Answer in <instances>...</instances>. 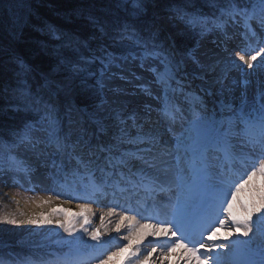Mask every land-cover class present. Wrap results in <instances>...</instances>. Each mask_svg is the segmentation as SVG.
<instances>
[{"label": "snow or ice", "instance_id": "snow-or-ice-1", "mask_svg": "<svg viewBox=\"0 0 264 264\" xmlns=\"http://www.w3.org/2000/svg\"><path fill=\"white\" fill-rule=\"evenodd\" d=\"M206 3L214 9L210 14L196 10L191 0H170L162 17L157 11L159 0H113V7L123 9V14L111 20L90 15L93 31L87 38L49 30L59 44H42L35 53L48 58L46 65L10 54L17 65L16 86L11 90L19 101L16 110L33 117L7 132L0 128V176L24 179L34 167L43 166L60 174L71 190L82 188L104 197L109 191L113 196L143 194L146 207L144 211L129 207L126 212L136 215H120L115 231L126 227L123 240L128 243L106 257L110 241L101 236L102 230L108 231L105 218L115 214L113 207L94 228L88 227L91 209L86 205H78L80 211L71 218L66 209L25 219L0 214V223L55 225L73 237L66 241L70 254L63 257L0 259V264H87L93 258H98L97 264H109L125 248L130 250L127 264H142L137 253L147 237L161 239L148 240L156 246L150 251L145 247L143 260L158 248L157 259L179 248L183 264H264V0ZM165 18L185 25L195 46L178 47L171 34L162 36ZM229 27L241 29L243 47L235 55L253 73L230 79L228 70L221 69L210 77L207 88L200 89L204 94L197 95L187 78L196 74L204 81L209 73H217L220 64L213 54L205 53L207 60L200 58V41L208 32H218L227 43L236 35L228 34ZM134 49L139 50L135 55ZM130 59H139L142 68L147 64L152 73L156 90L151 84L139 87L155 106L145 103L142 109L129 111L117 99H109V93L122 91L111 87L114 69L123 70ZM189 63L195 73L187 71ZM253 74L256 80L249 79ZM89 77L93 83L86 95L83 86ZM185 123L196 133L190 142L176 136L177 126ZM183 189L196 194L185 199L178 194ZM160 193L174 194L175 203L171 196L167 203H159ZM149 209L151 214L145 216ZM217 229L230 234L221 238L227 242L212 239ZM78 232L81 235H74ZM237 233L245 239H231ZM84 236L96 243L88 244Z\"/></svg>", "mask_w": 264, "mask_h": 264}, {"label": "trees", "instance_id": "trees-1", "mask_svg": "<svg viewBox=\"0 0 264 264\" xmlns=\"http://www.w3.org/2000/svg\"><path fill=\"white\" fill-rule=\"evenodd\" d=\"M169 3L170 0H159L158 8L166 13ZM191 3L196 10L204 13L214 11L206 0H191ZM123 11L113 7V0H0V51L5 53L0 55V128L7 132V129L18 128L24 120L33 117L30 112L16 110L19 101L13 97L11 90L16 86L17 65L12 63L11 53L19 54L28 63L46 65L48 58L35 53L42 44L49 47L59 44L58 39L48 35L49 30L55 32L58 29L65 34L87 38L93 31L88 19L90 15L111 20L123 14ZM56 35L59 36V32ZM173 39L178 47L195 46V39L185 25ZM132 51L134 55L139 52L138 49ZM85 56L87 57V53ZM92 83L93 80L89 77L83 86L86 95L90 93L88 85ZM80 99H77V103ZM4 228L8 231H2ZM15 231L17 230H11L8 224L0 223V242L6 244L0 248V259L13 262L28 256L34 259H53L64 253L61 248L55 249L57 245L21 249L15 245V238L20 234ZM3 233L6 235L2 236Z\"/></svg>", "mask_w": 264, "mask_h": 264}, {"label": "rangeland", "instance_id": "rangeland-1", "mask_svg": "<svg viewBox=\"0 0 264 264\" xmlns=\"http://www.w3.org/2000/svg\"><path fill=\"white\" fill-rule=\"evenodd\" d=\"M157 11L159 12V14L162 17H165L166 13H164L161 9L157 8ZM164 24L166 25V32L163 33V35H167V34H171L172 38H174V36L177 34V32L181 31L182 29H184V25L180 22V21H170L168 19H164ZM241 29L238 28H232L229 27L228 28V34L232 33L233 31H237V34L239 33ZM220 33L218 32H209L208 37L205 40H201L200 41V45H199V49L201 46H208L211 45L210 43L214 44L215 42H220L219 39ZM215 45V44H214ZM217 46V45H216ZM209 47V46H208ZM243 47V46H242ZM198 49V55L200 56V58L202 60H207L204 59L205 54L202 52V50ZM239 52V50L237 51ZM242 54V53H241ZM220 61L219 67L217 69V73H220L221 69H227L228 70V75L230 79H243L245 72L247 73H253L252 69L247 68V65H243L241 62H238L239 64L242 65L241 68H237L235 67V63H228L226 62L227 60L223 57H219L217 58ZM259 60V58H258ZM148 63H151L150 61ZM256 63V62H254ZM141 61L139 59L136 60H129L127 63V66L123 69V70H117L114 69V71L116 72V76L115 79H113L110 83H111V87L113 89H121L122 91L116 92V93H109V99H117L119 101V96H121L122 98H133V99H138L141 90L139 85L141 83L143 84H152L153 81V75L150 71L147 70V64L145 67H140ZM155 66V65H152ZM187 71L189 73H195V66L192 65L191 63H189L188 69ZM210 74V73H209ZM211 75H214L211 73ZM121 76H125V79L121 80L120 77ZM135 77H140V80H136ZM207 77H205L204 81H201L198 78V75L193 74L190 75V77H188L187 79H189L190 81L192 80H196L197 84L201 87L207 88L209 83H211V80L206 79ZM249 79L252 80H256V75L253 74V76L249 77ZM239 89H237V94H238ZM151 100V98H150ZM119 104H121L119 102ZM153 104V106H155V103H151ZM115 106V105H114ZM127 110L131 111L132 109H136L134 106L135 105H123ZM140 109H142L143 106H139ZM191 135L190 138L188 137V135ZM183 135L185 137L186 140H188L189 142L191 141V137L195 136V130H192L190 133L187 132V129L182 128V129H178L176 131V136H181ZM127 147V146H126ZM40 168V167H38ZM41 168L43 170H47L48 175L54 174L53 170H51L50 168H45L43 166H41ZM34 169V168H33ZM8 177H10L12 179L11 181V189L13 191V197L10 199L12 201V203H16L15 199L16 197L20 198L23 200V202H29V201H34L36 199H40L43 195H47V196H52V197H59L61 200H67V196L65 193H63V190L61 189V192L56 191L55 189L58 187H55L53 184V181L51 179H48V183L47 185H36V184H32V183H26L23 181V179H20L19 177H16L15 179L12 177V175H7ZM3 179L2 176H0V180ZM259 182V181H258ZM158 197V201L161 200L160 198H166V194L160 193ZM122 203V207H118L116 212H119L121 210H123L122 208H125V212L124 214H129V213H136L135 211H127L126 209H128L129 207L133 208V209H138L140 211L143 210V206L140 203H136L135 205H132V198L127 196L124 197L121 201ZM93 205V204H91ZM95 208V205L94 207ZM169 212H171V209L168 210ZM56 212H59L58 210H56ZM115 212V213H116ZM10 213L5 206L0 203V214H7ZM119 217V216H115ZM17 218V217H16ZM18 219V218H17ZM117 219V218H116ZM8 227H10L11 230L16 229L17 231H19L20 234H17L18 236L15 238V245L21 249H27L30 247L33 248H38V247H49L50 245H57L55 247L56 248H61V249H66V254H70V246L66 243V241H70L73 239L72 236H69L67 233H65L63 231V229H54L52 232L48 233V230L46 229H42V225L40 226H36V225H9ZM14 227V228H12ZM7 230L6 228L2 229V231ZM15 231V232H17ZM6 234L3 233L2 236H5ZM76 236L81 235V233H76L74 234ZM123 235V234H122ZM227 236L229 235V233L226 234ZM121 236V235H120ZM257 241H259L260 239V234L257 235V237L255 238ZM84 240H86L88 242V244H90V242H93L91 240L87 239V236H84ZM128 243L127 241L124 243H120V244H115V245H110L108 246V250L106 252H104V256L106 257L107 255L111 254L112 252L116 251V249L118 247H122L124 244ZM4 243L0 242V248H3ZM156 246V245H151V247ZM150 247V245H149ZM129 249L125 248L124 251L120 252L119 255L113 257V259L111 261H109V264H127V261L125 260V257H128L129 254L127 253ZM159 250V248H158ZM175 252H180V250H178V248L170 253L169 257H178L179 254L175 253ZM64 256V255H63ZM61 256V257H63ZM141 257V256H140ZM97 259L98 258H93L89 261H87V264H97ZM132 259L134 260L135 257H132Z\"/></svg>", "mask_w": 264, "mask_h": 264}, {"label": "bare ground", "instance_id": "bare-ground-1", "mask_svg": "<svg viewBox=\"0 0 264 264\" xmlns=\"http://www.w3.org/2000/svg\"><path fill=\"white\" fill-rule=\"evenodd\" d=\"M220 40H221V44L218 42H215L214 43L215 45L210 43L211 45H208L209 47L204 45V46H201L200 49L202 50V52L204 54L205 53L213 54V59H217L219 57H222V58L224 57L228 61H231L230 59L239 60L238 57L235 55L236 52H234V50H236V48H239V47H236L235 43H233L236 39H231V40L227 41V43H225L224 36L221 34ZM204 59H207L206 56L204 57ZM214 75H218V73H215ZM212 76L213 75H211V73H210L208 76H206L207 77L206 79L210 80V77H212ZM151 86H152L153 90L155 91L156 85L152 83ZM191 89L193 91H195L197 95H203L204 94L201 91H196V88H193L192 86H191ZM200 89L201 88H198V90H200ZM149 98L150 97L145 96L143 93H140L138 99H133L130 97L122 98L121 96H119L118 99H119V102L121 103V105H126V104L135 105L134 107L136 109L140 110L139 106H143L145 103H150L149 101L152 102V100H150ZM153 103H154V101H153ZM187 124L185 123V127H187V130L188 131L192 130V126L190 124L189 125H187ZM161 131H164L163 126L161 127ZM166 136H168V135H166ZM166 136H165V138H167ZM188 137L190 138V135H188ZM2 178L3 179L0 180V203H2L10 213L15 214L18 219H25L29 216H38V214L41 212L48 214V213H52L53 210L60 211V210H64V209L68 210L66 214L69 218H71V216L74 213L80 211V208L78 207V205H86L88 208L91 209V216H90L91 223L88 225V227L94 228V227L100 226V219L99 218L102 214L107 212V210L109 208V206L106 208H102V209L93 208V205H91V202L96 201V198L98 195L92 196V195H90V193H86L82 188L78 189V190H71L64 183V181L61 179L60 174L54 173V174L48 175L47 170H43L41 167L40 168L34 167L30 176L25 177L23 179V181L26 183L28 182V183H32V184H36V185H47L48 179H51L53 181V184L55 187L59 186L55 190L58 192H61V189H62L63 193L66 194L68 199L67 200H61L59 197H55V199H53L50 203L46 204V203H43V200L47 199L48 197H52V196L43 195L40 199H36L34 201H29V202H23L22 199L16 197V199H15L16 203H12V201L10 200L14 194L12 189L10 188L12 179L10 177H8L7 175L2 176ZM178 194H180V192H178ZM79 196H84L85 198L84 199L76 198ZM174 198H175V195H174ZM159 202H161V201H159ZM149 211H150V209H149ZM149 211L144 212V215L145 216L150 215V214H148ZM21 212L24 213V216H20ZM115 212H116V209H115ZM122 213H123V211L116 212L113 216L105 218V224L107 225L108 231L105 232L102 230L101 239L102 240H109L110 244L108 246L126 242V240H123V236L127 235V228L122 227L120 229V232L115 231V223L120 218V214H122ZM115 216H119V217H116L117 218L116 219ZM53 218H55V217H53ZM136 219L139 220L140 222L142 221V219L139 215L136 217ZM144 222L145 221L143 220V222H141V223H144ZM149 222H152V221H149ZM122 223L126 225L127 221H123ZM56 228L57 227L55 225H42V229L48 230V233L52 232ZM216 231H217V235H213L212 239L217 241V242H221L222 241L221 238L226 237L227 236L226 234L228 233L226 230H221V229H217ZM237 236H240V234L237 233L236 236H232L231 239L235 240ZM87 239L91 240L89 237H87ZM156 239H161V238L147 237L144 240V242H142L139 245L140 252H138L137 255L141 256L142 264H154V262H155V264H183V261L180 258V254L182 253L183 250H181L179 248H178V250H180V252H175L176 254L177 253L179 254L178 257H169L170 255H168L167 257L157 259V257L159 256V250H157V252L153 253V255L148 260H143V254L145 252V247L147 246L148 251L151 250V245L149 247V244L147 243L148 240H156ZM240 239H245V238L240 236ZM94 243H96V242L95 241L90 242V244H94ZM108 246H107V248H108ZM136 246H137V241L133 240V248H135ZM129 251L130 250L127 251L128 254H129Z\"/></svg>", "mask_w": 264, "mask_h": 264}]
</instances>
